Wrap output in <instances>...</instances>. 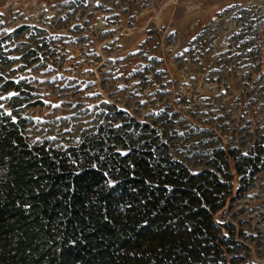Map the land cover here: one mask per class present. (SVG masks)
<instances>
[{"label": "rangeland", "instance_id": "rangeland-1", "mask_svg": "<svg viewBox=\"0 0 264 264\" xmlns=\"http://www.w3.org/2000/svg\"><path fill=\"white\" fill-rule=\"evenodd\" d=\"M0 13V73L39 102L22 111L31 142L77 145L129 115L191 167L219 144L248 153L250 188L214 219L264 264V0H0Z\"/></svg>", "mask_w": 264, "mask_h": 264}, {"label": "trees", "instance_id": "trees-1", "mask_svg": "<svg viewBox=\"0 0 264 264\" xmlns=\"http://www.w3.org/2000/svg\"><path fill=\"white\" fill-rule=\"evenodd\" d=\"M15 81L0 76V93L20 94L0 108V264H256L214 219L250 188L255 158L219 144L191 167L129 115L77 145L33 143L22 111L39 102Z\"/></svg>", "mask_w": 264, "mask_h": 264}, {"label": "snow or ice", "instance_id": "snow-or-ice-1", "mask_svg": "<svg viewBox=\"0 0 264 264\" xmlns=\"http://www.w3.org/2000/svg\"><path fill=\"white\" fill-rule=\"evenodd\" d=\"M97 2L99 3V0H97ZM229 7H233V5H229ZM2 15H3V13H0V16H2ZM0 23H3V21H0ZM248 51L251 52L252 49L249 48ZM97 55H99V53H97ZM9 59H19V57H9ZM49 67H51V66H49ZM86 71H87V69H86ZM2 75H3V74L0 73V76H2ZM121 75H123V74H121ZM129 75H131V73H129ZM25 79H26V77L21 76V77H19L18 80L15 81V83L19 84L20 81L25 80ZM33 79H35V78H33ZM54 79H55V77H54ZM136 83L138 84V83H140V81H136ZM119 87L123 88V87H125V86H124V85H120ZM19 95H20V94H19L18 92H11V93H9V97H18ZM137 95H139V93H137ZM3 99H6V97L0 96V100H3ZM45 103H49V102H48V101H45ZM139 103H140V104H144V103H146V102H145L144 100H140ZM3 107H4V106H3L2 104H0V108H3ZM54 107H59V105H54ZM4 114H5V113L0 112V116H3ZM7 115H8L9 117H11L12 121H16L17 118H16L15 116H12V113H11V112H7ZM34 119H37V120H38L39 118L37 117V118H34ZM115 127H116V128H119V127H121V125H115ZM65 131H71V129H65ZM181 135H183V133H181ZM47 139H49V140H55L56 137H55V136L47 137ZM39 140H40V137H37V141H39ZM118 151H119V150H118ZM127 154H128L127 152H121V155H127ZM244 155L247 156L248 153H244ZM73 163H75V162L73 161ZM93 167H95V166H93ZM105 175H107V173H105ZM113 183H114V182L109 181V186H112ZM27 207H30V206H27ZM189 230H190V229H189Z\"/></svg>", "mask_w": 264, "mask_h": 264}]
</instances>
